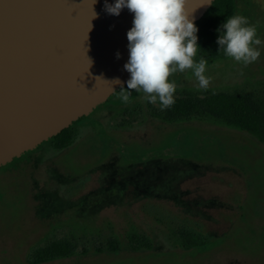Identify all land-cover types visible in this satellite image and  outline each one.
Here are the masks:
<instances>
[{"label": "rangeland", "instance_id": "1", "mask_svg": "<svg viewBox=\"0 0 264 264\" xmlns=\"http://www.w3.org/2000/svg\"><path fill=\"white\" fill-rule=\"evenodd\" d=\"M237 15L257 25L259 60L208 61L207 90L177 73L175 102L240 95L264 119V0H239ZM175 102L161 110L143 93L127 104L116 95L76 125L70 148L44 145L0 168V264H30L56 240L71 242L74 256L48 264H264V134L193 113L169 120ZM183 229L208 246L183 250ZM132 234L153 249L132 253ZM110 239L121 252L97 254Z\"/></svg>", "mask_w": 264, "mask_h": 264}, {"label": "water", "instance_id": "2", "mask_svg": "<svg viewBox=\"0 0 264 264\" xmlns=\"http://www.w3.org/2000/svg\"><path fill=\"white\" fill-rule=\"evenodd\" d=\"M214 1L190 0L194 23ZM115 2L0 0V168L127 86L134 14L127 8L119 16L108 14L105 3ZM117 78L121 84L113 82Z\"/></svg>", "mask_w": 264, "mask_h": 264}, {"label": "clouds", "instance_id": "3", "mask_svg": "<svg viewBox=\"0 0 264 264\" xmlns=\"http://www.w3.org/2000/svg\"><path fill=\"white\" fill-rule=\"evenodd\" d=\"M190 0H116L105 3V11L119 16L124 8L134 14L133 27L127 33L129 60L124 69L130 73L127 89L121 85L119 99L130 102L132 92L143 93V99L161 110L175 102L177 73L191 72L198 89L207 90L212 78L207 76L208 61H196L200 46L198 27L188 5ZM96 16V14H95ZM258 23V22H257ZM217 44L228 58L244 67L259 60L262 40L257 25L243 15H234L218 29ZM120 59V53H116ZM89 59V58H88ZM91 62V60H89ZM115 84H121L117 78Z\"/></svg>", "mask_w": 264, "mask_h": 264}, {"label": "trees", "instance_id": "4", "mask_svg": "<svg viewBox=\"0 0 264 264\" xmlns=\"http://www.w3.org/2000/svg\"><path fill=\"white\" fill-rule=\"evenodd\" d=\"M239 0H215L209 10L201 20L195 24L198 27V44L200 51L197 57L204 58L207 61L231 60L222 51L220 52L217 39L219 37L218 29L227 20L228 17L237 15V4ZM127 89V86L124 88ZM119 95L117 92L109 101ZM108 101V102H109ZM191 99H179L175 102L172 110V116L169 120L179 118L190 119L193 113L198 119H211L218 124H224L229 128L246 132L258 139L263 138L264 119L259 110L244 96L215 94L207 98L203 103H193ZM138 109L130 113L138 114ZM85 119L82 118L74 123L69 129L64 130L58 136L41 145L38 151L44 145H50L56 152H62L73 146L78 139L75 131L76 125ZM169 121L167 119H164ZM35 151V152H36ZM34 153V152H33ZM181 247L185 251L198 250L208 246L209 239L202 233L194 230L183 229L180 232ZM129 248L132 253L141 251H151L153 249L152 240L144 235L132 234L129 236ZM74 247L71 242L56 240L43 249H37L30 255V264H48L51 262L69 259L74 256ZM121 252V244L116 239H110L106 244L96 248L97 254H116Z\"/></svg>", "mask_w": 264, "mask_h": 264}]
</instances>
